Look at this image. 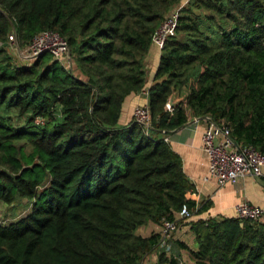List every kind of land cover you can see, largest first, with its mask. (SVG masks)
<instances>
[{"label":"trees","instance_id":"obj_1","mask_svg":"<svg viewBox=\"0 0 264 264\" xmlns=\"http://www.w3.org/2000/svg\"><path fill=\"white\" fill-rule=\"evenodd\" d=\"M180 2L0 0V201H31L0 223V264H140L158 234L142 237L139 226L200 209L160 135L184 125L187 110L264 153V0H187L147 89L148 134L133 120L117 125L125 98L144 87L152 35ZM11 30L21 44L58 32L76 73L48 53L14 62L3 46ZM189 222L186 264H264V221ZM158 262L178 264L163 252Z\"/></svg>","mask_w":264,"mask_h":264},{"label":"built area","instance_id":"obj_2","mask_svg":"<svg viewBox=\"0 0 264 264\" xmlns=\"http://www.w3.org/2000/svg\"><path fill=\"white\" fill-rule=\"evenodd\" d=\"M178 17V10L171 9L165 14L161 24L151 38V44L161 50L165 40L174 33ZM3 42L5 48H10L14 56L21 58V64H31L41 54L48 53L52 59L57 60L64 68L75 73L74 63L69 65L65 61L69 58V49L65 39L56 31L42 30L37 32L27 43L21 44L11 30ZM69 67V68H68ZM73 69H72V68ZM172 105V104H171ZM170 104H166L170 110ZM133 121L148 134L151 127V117L147 103L138 105L133 110ZM193 122H202L204 129L201 135V149L208 160L205 180L213 178L218 185L236 183L246 175L264 179V153L250 145L234 140L230 128L226 124L217 123L208 116H193ZM36 123L42 120L36 118ZM164 140L167 137L164 136ZM190 210L183 205L178 217L190 218ZM234 218L261 221L264 217V208L243 201L234 206ZM177 228L175 220L164 219L158 228L157 250L167 257L178 259L172 254L173 233Z\"/></svg>","mask_w":264,"mask_h":264},{"label":"crops","instance_id":"obj_3","mask_svg":"<svg viewBox=\"0 0 264 264\" xmlns=\"http://www.w3.org/2000/svg\"><path fill=\"white\" fill-rule=\"evenodd\" d=\"M187 0H182L174 8L180 7ZM161 50L154 45H150L144 58L145 83L142 90L131 93L122 103L118 126L127 125L133 120V110L138 105L147 103V89L153 82L155 70L159 62ZM75 70V65H74ZM76 73V70H75ZM186 91L181 94L173 92L169 100L172 104L183 100ZM187 121L176 130L163 134L166 136V142L174 153L181 160L182 169L188 181L194 186L195 199L198 212L192 213L190 218H179L177 228L173 233L172 254L178 259V264L191 263L192 258L190 250L196 248L195 236L190 230V222L198 219L233 217L234 206L240 202L246 201L253 205L264 208V179L251 175L240 178L236 183H225L218 185L213 178L205 180L207 175L208 160L201 149V135L204 124L193 122V115L187 110ZM261 221H264V217ZM159 224L148 222L136 229V234L146 237L151 232H158ZM159 250L154 249L146 254L142 260L145 262L158 259ZM166 264V263H161ZM169 264V263H167Z\"/></svg>","mask_w":264,"mask_h":264},{"label":"rangeland","instance_id":"obj_4","mask_svg":"<svg viewBox=\"0 0 264 264\" xmlns=\"http://www.w3.org/2000/svg\"><path fill=\"white\" fill-rule=\"evenodd\" d=\"M184 1V0H183ZM187 4V3H186ZM182 6L176 7L175 9L179 10ZM194 12L196 14L200 13L201 11L194 9ZM6 51L10 55L11 59L16 63H22L24 61H21L22 59L19 57L14 56L12 53L13 51L10 48H6ZM74 63V59L72 55L69 53V58L65 61L66 64ZM74 65V64H73ZM69 68V67H68ZM72 68V67H71ZM73 69V68H72ZM19 141L18 143H20ZM24 151L29 152L31 150V147L27 144L24 145ZM31 206V201L25 198H17L14 203L6 204L2 201H0V223L1 224H7L9 222H12L23 215H25ZM146 260H142L140 264H161L158 262V259H153L152 261L145 262ZM167 264V263H166Z\"/></svg>","mask_w":264,"mask_h":264},{"label":"water","instance_id":"obj_5","mask_svg":"<svg viewBox=\"0 0 264 264\" xmlns=\"http://www.w3.org/2000/svg\"><path fill=\"white\" fill-rule=\"evenodd\" d=\"M168 104H170V105L172 104L171 100L168 101Z\"/></svg>","mask_w":264,"mask_h":264}]
</instances>
